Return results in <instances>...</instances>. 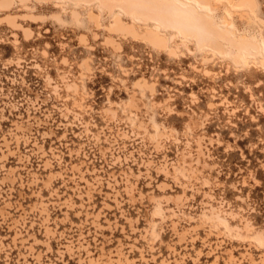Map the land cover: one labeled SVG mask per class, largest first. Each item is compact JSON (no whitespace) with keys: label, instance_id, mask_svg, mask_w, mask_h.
Returning a JSON list of instances; mask_svg holds the SVG:
<instances>
[{"label":"rangeland","instance_id":"obj_1","mask_svg":"<svg viewBox=\"0 0 264 264\" xmlns=\"http://www.w3.org/2000/svg\"><path fill=\"white\" fill-rule=\"evenodd\" d=\"M213 2L217 9L195 3L214 20L228 18L236 33L258 37L264 53V0L249 21L239 20L234 2ZM58 3L65 12L28 4L42 19L19 20L31 31L26 41L0 25V264H264V242L249 239L264 233V72L235 64L229 49L202 62L205 49L191 37L175 58L116 35L119 49H110L105 26L120 7ZM89 8L100 13V29L86 19ZM26 13L17 7L0 18ZM142 79L153 93L134 86ZM142 160L152 161L149 176L126 182L127 167L144 173ZM165 161L167 177L157 171ZM183 189L187 200L164 202ZM204 193L229 229L206 219Z\"/></svg>","mask_w":264,"mask_h":264},{"label":"bare ground","instance_id":"obj_2","mask_svg":"<svg viewBox=\"0 0 264 264\" xmlns=\"http://www.w3.org/2000/svg\"><path fill=\"white\" fill-rule=\"evenodd\" d=\"M33 1L42 4H53V8L59 7L62 9L63 12H65L66 9H64L62 4L58 3V1H69L77 5L79 4L89 5L93 0H0V12H10L12 9L17 7H21L23 10L28 12L20 16H12L8 14L7 16L0 18V25L5 24L13 31L19 30L22 33L23 39H25V41L30 39L29 38L31 36L30 29L22 26V24L19 23V20L20 21L28 20L34 23L37 20L42 19L41 16H36L31 13L33 11V8L28 4H31ZM96 1L98 2L101 10L105 11L106 13H112L113 12L112 10L114 9L115 6L120 7L121 10L119 12L116 11L113 12L111 14V21L107 26H105V31L107 32V35L104 38V44L107 45L108 47L110 46L109 47L110 49L111 48L113 50L119 49V43L116 42L114 39L115 37L113 38L112 36V35H116L121 38H128L142 42L157 51L164 52L167 55V57L169 56L175 58L177 56V52L180 47H184L186 50H188V46L190 44V40L188 38L191 37L195 41V44L197 45V47H199V49L202 50L205 49L204 51H201V53H204L201 59L202 62L209 60V57L207 56L208 52L213 57L214 56L224 57L227 56L225 54V49H229L230 50L229 57L232 58L235 64L236 63L239 64V62H242L243 65L252 64L264 72V53L262 51V45L260 43L259 38L254 35L253 36L247 35L245 33L242 34L236 33L231 28L228 18L223 17L222 22L214 20L211 13L206 12V10L200 8L195 3V2H199L202 5H206L209 10H213L218 8L217 5L214 4L213 0H96ZM219 1L221 2L225 1L229 4L234 2V0H219ZM234 4L236 5L237 8L241 9L240 11L237 12V16L239 17V20H246V19L248 21L251 20V14H255L258 10L257 0H236ZM68 13L71 16V18L74 19L75 21H77L80 17L79 13L74 8L70 9ZM123 14L128 15L131 18V21L124 22L122 19ZM52 17L55 19V21L58 22L61 21L60 14H53ZM85 17L93 25L95 29L101 28L99 12H94L92 9L89 8ZM135 18L140 19V21L142 22L145 21L150 22V20H153L155 21V23L152 26L141 27L135 23L136 22L134 20ZM258 20L260 24H264L263 19L259 18ZM162 29L164 31H174L175 33H173L171 36H168L167 33L162 32ZM258 31L261 32L262 28L258 27ZM11 34H12L11 38H14L13 43L17 44L16 35L14 34V32ZM95 36L96 34L94 33V37ZM84 40L85 39L81 37L79 43ZM82 44H84V42ZM62 62H64V60ZM37 69H39V67ZM204 74H208V71L204 70ZM46 80L48 83H50L49 80L51 79L47 78ZM63 80L62 82L65 83L66 81L64 80L65 81L64 82ZM65 85L64 86L67 91L72 90L74 94L78 92L75 83H71V84L67 83ZM134 86L138 88L141 87L145 88L150 93H153L154 91V84L148 83L145 79H142L141 82L139 81L136 82ZM134 102L135 99L132 96L131 101L127 103V105L128 106H131V104L134 105ZM212 106L213 104L210 103L209 107ZM165 109L166 111L167 110L169 111L168 106H166ZM105 115L109 116L110 118L115 117L113 112L109 110L105 112ZM86 124H88V122ZM15 126H16L15 129L22 130L21 126H18V124ZM82 126L84 127L83 132H85L86 134L85 136H87V133L90 132L93 135L92 137L95 138L96 141L99 140L98 138L99 133L94 134L90 131L87 125H82ZM140 126L146 132L145 127H142V125ZM81 134H79V137ZM122 136L126 138L124 134H122ZM159 136H161V134H159L158 137ZM160 144L156 142V146H155L158 148L159 151L161 149H164L163 147H161ZM4 145L6 146V148H8V144L6 142H4ZM34 146H36L37 150H40L42 152L41 146H38L36 143H34ZM199 147L200 145H198V149H197L198 152L200 151ZM42 153L44 154V152ZM129 156L132 158L131 152L129 153ZM182 156H184L183 153ZM111 157L115 161V162L113 161L114 163L120 164L122 161L125 162L127 161L126 157L123 159H120L119 156L115 157L113 155H111ZM166 161L160 164V166L157 168V171L161 172V174L164 177H167L169 175ZM141 163L144 166V173L140 170L139 167H137L136 173H134L130 167L126 168L127 171L123 172V175L126 178V182H128V177L131 176L136 178L141 177L142 175L149 176L150 174L149 170L152 161L142 160ZM196 164H198V161H196ZM47 166L50 167V164L48 161H45L44 167ZM72 169L80 172L78 165L72 166ZM92 171L93 173L95 172L94 169H92L91 172ZM157 171L156 173H158ZM86 172L89 171L86 170ZM49 176H52V174L49 173ZM164 185L167 187V184ZM164 185L162 184L163 188ZM129 186L130 188L132 187L131 184ZM204 197L207 199V202L204 203L206 209L204 210L203 213L209 214V217L206 219H208L210 222H215L218 225H222L226 229H229V227L226 225V222L220 217L219 215L220 212L217 211L215 208H213V206L209 203V201L212 200V196L208 193H204ZM163 200L166 203H168L171 200L177 204L184 200H187V197L183 189L181 196H177L173 198L163 197ZM225 216H228L229 218L235 217V215L232 212L225 213ZM244 228L247 229L248 231V229H251V226L248 222H245ZM249 239H253L256 241L262 240L264 242V233L256 232L254 233V237Z\"/></svg>","mask_w":264,"mask_h":264}]
</instances>
